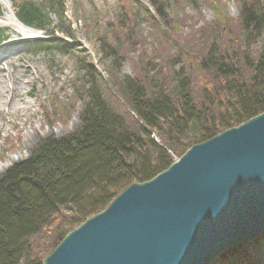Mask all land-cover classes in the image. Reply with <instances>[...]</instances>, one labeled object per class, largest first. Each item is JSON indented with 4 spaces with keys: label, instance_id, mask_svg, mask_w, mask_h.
<instances>
[{
    "label": "trees",
    "instance_id": "1",
    "mask_svg": "<svg viewBox=\"0 0 264 264\" xmlns=\"http://www.w3.org/2000/svg\"><path fill=\"white\" fill-rule=\"evenodd\" d=\"M148 1L164 15L166 3ZM64 2L27 0L15 15L24 26L42 29L51 13L64 14ZM239 10L232 32L216 27L215 39L197 57L209 80L195 93L181 70L164 86L157 81L148 89L116 78L127 108L118 113L104 98L94 66L78 60L84 73L74 91L83 100L79 125L62 137L39 140L27 159L0 175V264H42L68 233L129 185L152 180L191 146L264 112V0L243 3ZM58 34L57 43L35 45L66 52L74 41L55 27L48 37ZM105 46L116 65L118 45Z\"/></svg>",
    "mask_w": 264,
    "mask_h": 264
},
{
    "label": "rangeland",
    "instance_id": "2",
    "mask_svg": "<svg viewBox=\"0 0 264 264\" xmlns=\"http://www.w3.org/2000/svg\"><path fill=\"white\" fill-rule=\"evenodd\" d=\"M24 1L0 0L1 46L15 32L21 39L30 31L38 38L0 51V61L6 59L0 62V175L27 159L39 140L62 137L79 125L83 100L74 91L80 88L84 73L79 72L78 60L94 66L104 98L118 113L127 108L117 94L116 78L137 80L148 89L157 81L164 86L172 73L181 70L195 93L209 80L199 70L197 57L215 39V28L231 33L240 7L255 0H156L162 6L166 3L164 15L157 14L148 0H65L64 14L51 13L49 25L42 30L25 28L14 17L16 6ZM54 27L74 41L66 52L35 45L46 40ZM61 37L58 34L50 42H59ZM107 42L118 45L116 65L106 55ZM7 71L16 73L14 80L19 84L13 100L2 89L13 83L3 79ZM260 244L264 245L263 238L224 253L213 264H258L254 250Z\"/></svg>",
    "mask_w": 264,
    "mask_h": 264
},
{
    "label": "water",
    "instance_id": "3",
    "mask_svg": "<svg viewBox=\"0 0 264 264\" xmlns=\"http://www.w3.org/2000/svg\"><path fill=\"white\" fill-rule=\"evenodd\" d=\"M263 233L264 112L129 185L42 264H211Z\"/></svg>",
    "mask_w": 264,
    "mask_h": 264
},
{
    "label": "bare ground",
    "instance_id": "4",
    "mask_svg": "<svg viewBox=\"0 0 264 264\" xmlns=\"http://www.w3.org/2000/svg\"><path fill=\"white\" fill-rule=\"evenodd\" d=\"M13 34H14V36L9 40V42L7 44L3 45L0 48L1 51H6L7 52L8 49H11L12 47H16L17 45L19 46V45H21L22 42H25V41H27V40L32 39V38L35 37L34 34L31 31L28 32L27 34H24L23 37H22V39L19 37V34L20 33L15 32ZM0 62L5 63L6 62V59L5 58H2ZM1 66H2V64L0 63V67ZM1 73H2V70L0 69V80L2 79V75H3ZM15 74H16L15 72L7 71L6 72V75L3 78V79H8L10 82H13L10 87H8V88H2L3 90H5L3 93H5V94L8 93V95L11 98V100H13L18 95V92H17L16 87L19 84L17 85V83L14 80ZM1 83L3 84V81H1ZM2 84H0V86ZM6 103H7L8 106L11 105V103L7 102V100H6ZM9 109H12V107H9ZM263 250H264V246L262 244H260V246L254 250V258H255V260H256V262L258 264H264V253H263L264 251ZM213 263H211V264H213Z\"/></svg>",
    "mask_w": 264,
    "mask_h": 264
}]
</instances>
